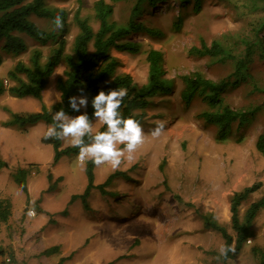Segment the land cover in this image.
<instances>
[{
  "label": "rangeland",
  "instance_id": "374dc122",
  "mask_svg": "<svg viewBox=\"0 0 264 264\" xmlns=\"http://www.w3.org/2000/svg\"><path fill=\"white\" fill-rule=\"evenodd\" d=\"M95 1L82 0L78 4L77 0H68L57 4L49 0L48 5L65 9L70 23L80 8L81 16L96 30L92 14ZM132 3L133 0H125L116 4L112 21L125 25ZM192 5V0L185 7L171 0L147 9L138 19L157 34L131 35L129 40L139 46V53L121 56L119 71L141 86L147 75L146 53L149 49L158 50L164 61V78L171 82L170 92L151 100L140 123L144 142L132 161L124 159L117 169L107 163L94 167V185L102 184L114 172L124 173L125 178L111 181L105 188L109 195L102 196L94 189L87 209L79 200L69 205L68 202L86 186L84 165L88 160L81 162L78 156H67L53 166V149L41 142L48 125L38 123L25 130L6 125L11 113H36L41 104L49 108L59 101L55 83L62 75L63 65L48 78L41 101L13 98L7 93L0 96V201L10 204L7 222H0V264L11 255L13 263L19 264L22 259L21 264H25L28 260L22 258L24 252L33 264H63L72 260L71 251L84 248L82 264H258L259 255H264V209L254 220L251 242L248 240L236 258L224 263L216 259L223 240L218 233L203 228L200 214H213L233 235L230 196L260 184L241 204L240 215L250 203L264 196V157L255 149L256 138L264 133V94L255 92V87L264 90V0H202L198 13L192 11ZM178 17L183 18L179 30L175 28ZM31 20L45 31H54L48 21L36 17ZM75 34L76 28L71 24L65 36L66 53L70 52ZM21 38L27 50L18 57L4 53L0 41V84L5 88L12 85L6 73L17 61L27 63L32 51L39 49L44 63L54 48L52 44L42 47ZM214 40L229 50L230 59L189 55V50L200 42L209 45ZM240 59L247 61L246 78L235 76ZM193 73L215 82H234L223 94L224 103L232 110L250 114L243 125L233 124L231 135L224 142L216 141V128L200 119L207 106L199 97L188 105L181 101L180 77ZM157 120L165 121L166 127L160 137L153 138L150 131ZM92 123L94 132L103 124L95 118ZM69 146L70 139L61 140V148ZM18 170L25 171L27 194L13 178ZM29 208L35 209L34 218L28 217ZM45 217L56 223L42 230L39 224ZM44 231L47 236L41 240L39 236Z\"/></svg>",
  "mask_w": 264,
  "mask_h": 264
},
{
  "label": "trees",
  "instance_id": "16d2710c",
  "mask_svg": "<svg viewBox=\"0 0 264 264\" xmlns=\"http://www.w3.org/2000/svg\"><path fill=\"white\" fill-rule=\"evenodd\" d=\"M49 0H0V41H2V51L11 56L18 57L24 54L27 46L21 37H26L40 46L52 44L54 48L48 59L42 63V54L39 49L32 51L27 63L17 61L11 70L6 73V77L12 85L5 88L0 84V96L7 93L13 98L30 97L41 101V93L44 90L48 78L52 75L55 68L63 65L62 75L57 78L55 88L59 94V101L46 108L41 104L40 111L29 114H10V120L6 125L15 126L21 130L32 127L38 123L50 126L53 123V115L63 109L69 116L77 113L71 109L69 98L83 95L88 98L87 108H83L82 114L87 113L90 120H94L93 108L91 106L92 98L103 90L106 93L109 90L117 88L127 89V95L123 98L120 113L124 118L132 117L141 123L145 111L152 104V99L159 96H168L171 82L167 81L164 61L161 52L149 49L146 53L147 75L146 81L141 86L133 83L131 77L119 71L121 66V56L136 55L139 53V46L130 41L131 35L136 33H146L155 36L157 31L149 29L138 21L147 10H153L161 4H167L171 0H133L129 19L125 25H117L112 21L114 6L125 0H97L93 3L92 14L97 24L96 30L92 28L86 17L81 16L80 8L73 13L71 23L68 21V12L59 7L48 5ZM57 4L66 3L68 0H53ZM191 0H177L181 6L189 3ZM192 11L198 13L201 8L202 0H192ZM82 0H77L80 4ZM60 15L63 19V28L60 30L45 31L39 28L31 17L48 21L53 27V19ZM183 22L182 17H178L175 28L179 30ZM76 28L70 47V52H65V36L69 31L70 25ZM264 28V23L261 25ZM189 55L198 58H210L228 60L231 58L229 50L225 49L218 41H211L209 45L200 42L198 47H192ZM246 60L240 59L236 62L235 76L241 74L246 78L245 68ZM182 90L180 98L185 105L191 103L195 97H199L205 104L207 110L200 114V119L208 125L216 128V141L224 142L231 135L233 124L237 122L238 126L246 122L249 113L232 110L224 103V92L231 86L228 80L218 82L208 80L199 73L185 75L180 77ZM236 81V80H235ZM255 92L264 94L263 89L255 87ZM264 106V101H263ZM253 114L251 113V116ZM106 125L102 124L97 132L106 131ZM48 144L53 149L51 164L57 165L62 157L78 156L79 148L69 146L61 148V140L45 139L41 141ZM85 142L88 138L85 137ZM256 151L264 157V133L259 135L255 141ZM95 165L88 160L84 165L86 177V186L80 195L70 197L68 205L79 200L84 209L88 208V199L91 192L96 189L103 195L105 188L116 177H124L121 172L110 174L102 184L94 185ZM25 171L18 170L13 178L18 187L27 194ZM51 180L50 174L47 176ZM260 188L256 183L243 188L239 192L233 193L228 202L230 217V229L233 235H230L225 226L221 225L213 217V214H200V219L205 230H211L220 235L224 245L233 246L234 253H229L228 259L236 258L246 242L252 238V226L258 213L264 209V196L259 200L250 203L242 215L239 208L253 193ZM48 192L51 191L49 186ZM10 204L7 201H0V222L6 223L10 215ZM64 214V212H63ZM53 247L51 250H55ZM50 249L46 251L48 253ZM253 250V249H252ZM12 262V255L9 257ZM227 260L222 258L223 263ZM14 262V261H13ZM12 262V263H13ZM16 264V263H13ZM258 264H264V255H259Z\"/></svg>",
  "mask_w": 264,
  "mask_h": 264
},
{
  "label": "clouds",
  "instance_id": "9594fccd",
  "mask_svg": "<svg viewBox=\"0 0 264 264\" xmlns=\"http://www.w3.org/2000/svg\"><path fill=\"white\" fill-rule=\"evenodd\" d=\"M52 23L54 30L63 28V19L60 15H57ZM126 95L127 89L117 88L107 93L101 90L92 98L93 115L96 120L106 125V131L94 132V125L87 113L71 117L61 109L53 115V123L48 127L45 139H70L71 145L79 148L77 159L81 162L91 160L97 167L107 163L113 169H117L124 159L132 161L138 146L144 142L145 133L139 121L132 117L124 118L120 113L119 109ZM69 105L73 111L80 112L81 108H87L88 98L81 91L80 96L69 98ZM154 124L150 135L158 138L165 131L166 122L157 120ZM85 137L88 138V142H85ZM118 145H123V148H119ZM27 215L30 218L34 217L35 209L29 208ZM234 252L233 246L221 245L216 259L227 260L229 253Z\"/></svg>",
  "mask_w": 264,
  "mask_h": 264
},
{
  "label": "crops",
  "instance_id": "0c3cea01",
  "mask_svg": "<svg viewBox=\"0 0 264 264\" xmlns=\"http://www.w3.org/2000/svg\"><path fill=\"white\" fill-rule=\"evenodd\" d=\"M42 212L43 213H49L48 211H46V210H42ZM70 213L71 214H74V211L71 209L70 210ZM51 214V213H50ZM47 215V214H46ZM70 217V216H69ZM68 217V218H69ZM32 218V217H31ZM34 218V217H33ZM48 222V223H47ZM54 224V223H56V221L55 222H51V220H50V222H49V220L47 221V218L45 217V219L43 220V221H41V223L39 224V227L42 229V230H44L45 229V227H47V225L48 224ZM59 223H61V221L59 222ZM47 236V234H45V231L44 232H42V234H40V236L39 237H41V240H42V238L44 239L45 237ZM40 240V241H41ZM85 249V248H84ZM84 249H78V250H73V251H71L70 252V255H73L72 256V260L71 259H68L69 261H66V262H64L63 264H82V262H81V256H82V254H81V251L82 250H84ZM41 250L43 251L44 250V247L43 248H41ZM23 256H22V258L24 257V258H26L28 261H27V263H25V264H33L32 263V261L30 260V255H28V253L27 252H24L23 254H22ZM62 255V254H61ZM9 257H5L4 259H3V264H8L7 263V259H8ZM18 259H19V257H18ZM22 262L23 260L21 259V260H19V262ZM21 262L19 263V264H21ZM68 262V263H67Z\"/></svg>",
  "mask_w": 264,
  "mask_h": 264
},
{
  "label": "built area",
  "instance_id": "2783aa9c",
  "mask_svg": "<svg viewBox=\"0 0 264 264\" xmlns=\"http://www.w3.org/2000/svg\"><path fill=\"white\" fill-rule=\"evenodd\" d=\"M6 261H7V263L9 264V262H10L9 258H8Z\"/></svg>",
  "mask_w": 264,
  "mask_h": 264
}]
</instances>
